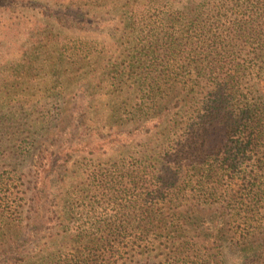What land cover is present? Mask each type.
Returning <instances> with one entry per match:
<instances>
[{
    "label": "trees",
    "instance_id": "trees-1",
    "mask_svg": "<svg viewBox=\"0 0 264 264\" xmlns=\"http://www.w3.org/2000/svg\"><path fill=\"white\" fill-rule=\"evenodd\" d=\"M141 1L111 137L75 104L30 188L1 180L0 264H264V0Z\"/></svg>",
    "mask_w": 264,
    "mask_h": 264
},
{
    "label": "rangeland",
    "instance_id": "rangeland-1",
    "mask_svg": "<svg viewBox=\"0 0 264 264\" xmlns=\"http://www.w3.org/2000/svg\"><path fill=\"white\" fill-rule=\"evenodd\" d=\"M8 2L0 6V182L20 181L29 189L35 163L48 165L67 144L61 122L75 104L83 106L78 123L84 132L111 137V63L124 60L131 32L126 18L143 1ZM97 155L71 159L94 165ZM65 175L56 170L52 184Z\"/></svg>",
    "mask_w": 264,
    "mask_h": 264
},
{
    "label": "clouds",
    "instance_id": "clouds-1",
    "mask_svg": "<svg viewBox=\"0 0 264 264\" xmlns=\"http://www.w3.org/2000/svg\"><path fill=\"white\" fill-rule=\"evenodd\" d=\"M234 264H245L244 256L240 253H236Z\"/></svg>",
    "mask_w": 264,
    "mask_h": 264
}]
</instances>
